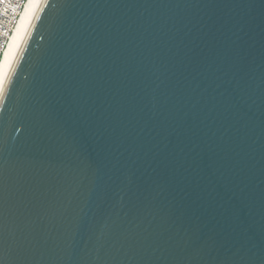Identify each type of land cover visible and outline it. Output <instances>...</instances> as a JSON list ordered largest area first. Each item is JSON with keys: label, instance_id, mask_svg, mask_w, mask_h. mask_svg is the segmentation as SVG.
Masks as SVG:
<instances>
[{"label": "water", "instance_id": "obj_1", "mask_svg": "<svg viewBox=\"0 0 264 264\" xmlns=\"http://www.w3.org/2000/svg\"><path fill=\"white\" fill-rule=\"evenodd\" d=\"M0 264H264V0H41L0 95Z\"/></svg>", "mask_w": 264, "mask_h": 264}, {"label": "bare ground", "instance_id": "obj_2", "mask_svg": "<svg viewBox=\"0 0 264 264\" xmlns=\"http://www.w3.org/2000/svg\"><path fill=\"white\" fill-rule=\"evenodd\" d=\"M41 0H28L0 63V95L10 75Z\"/></svg>", "mask_w": 264, "mask_h": 264}, {"label": "built area", "instance_id": "obj_3", "mask_svg": "<svg viewBox=\"0 0 264 264\" xmlns=\"http://www.w3.org/2000/svg\"><path fill=\"white\" fill-rule=\"evenodd\" d=\"M28 0H0V63Z\"/></svg>", "mask_w": 264, "mask_h": 264}]
</instances>
